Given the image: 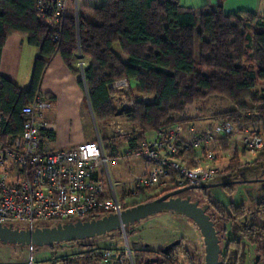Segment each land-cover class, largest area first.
Listing matches in <instances>:
<instances>
[{
  "label": "trees",
  "instance_id": "16d2710c",
  "mask_svg": "<svg viewBox=\"0 0 264 264\" xmlns=\"http://www.w3.org/2000/svg\"><path fill=\"white\" fill-rule=\"evenodd\" d=\"M203 8L204 13L185 8L177 0H104L99 6L67 0L62 28L54 38L55 31L35 16L36 0H0V54L11 34L20 35L40 51L26 90L0 76V143L6 146L21 133V108L39 94L44 71L54 55L61 57L72 74H81L79 85L85 91L84 103L97 125L104 126L116 118L111 85L124 78L130 85L136 84L138 94L151 98L148 102H135L126 111L139 139L149 132L187 121L183 116L188 106L214 96L229 102L231 109L215 114L213 119L227 120L238 130L254 126L264 132V17L249 13L229 15L220 7L208 5ZM240 15L245 17V23ZM251 20L255 21L253 26ZM241 27L252 33H241ZM113 46L119 48L125 61L116 56ZM79 61L84 63L81 73L74 68ZM198 67L206 69L208 75H203ZM260 84L262 96L252 93ZM42 134L53 138L48 130ZM223 144V148L227 147L228 141ZM257 160L264 162V152L258 154ZM239 168L234 152L228 171L235 174ZM177 189L172 182L159 195L139 190L136 196L120 198L123 210ZM255 205L257 210L252 213L260 220L247 221L243 204L229 209L209 204L207 213L221 243L225 241L224 258H228L226 252L233 243L237 250L238 246L241 249L243 239L255 247L259 260H264V201ZM102 216L96 213L90 218ZM239 217L244 218L239 221ZM236 235L242 236L240 241L231 239ZM245 249H241L240 260L247 255ZM129 250L133 264H149L146 261L151 258L158 259L157 264H178L171 258L172 250L166 254L142 247ZM101 252L90 248L65 261L75 264L82 258L101 260ZM224 261L221 264H227Z\"/></svg>",
  "mask_w": 264,
  "mask_h": 264
},
{
  "label": "built area",
  "instance_id": "2783aa9c",
  "mask_svg": "<svg viewBox=\"0 0 264 264\" xmlns=\"http://www.w3.org/2000/svg\"><path fill=\"white\" fill-rule=\"evenodd\" d=\"M67 0H36L37 20L55 31L63 25ZM77 66L81 72L84 63ZM83 79V78H82ZM117 92L130 91L127 79L111 85ZM150 97H133L120 103L126 111L135 102ZM51 108L49 100L36 94L30 104L21 108L22 130L8 145L0 143V224L15 227L24 224L33 229L36 222L60 224L86 220L96 213L120 214L121 197L136 196L139 190L159 189L168 185V177L178 189L207 185L221 174L215 164L213 145L221 137L227 148L237 154L264 152V134L254 129L238 130L227 120H217L209 132L193 127L170 126L149 132L141 141L126 146L123 153L105 154L99 138L68 149L44 152L40 136L48 129L44 114ZM186 131V135L183 132ZM185 156H189L187 159ZM135 158L145 164V172L128 180H117L110 171L119 161ZM124 187L123 191L117 190ZM108 264L131 263V251L101 252ZM27 264H36L31 260ZM49 264V263H47Z\"/></svg>",
  "mask_w": 264,
  "mask_h": 264
},
{
  "label": "rangeland",
  "instance_id": "374dc122",
  "mask_svg": "<svg viewBox=\"0 0 264 264\" xmlns=\"http://www.w3.org/2000/svg\"><path fill=\"white\" fill-rule=\"evenodd\" d=\"M240 19L245 23V17L240 16ZM254 20H251L249 23L251 26L254 25ZM248 28V25L245 24ZM240 32L252 33L251 30L244 31L243 27L240 28ZM114 53L118 56H121L117 46H113ZM78 57V56H77ZM78 61V60H77ZM78 63V62H77ZM77 63L74 65L76 70L78 69L81 73L80 68L77 66ZM84 67V66H83ZM198 69L203 75H208L206 69ZM82 79V76L80 74ZM257 92L260 96L263 95V87L260 84L257 89L252 90V93ZM142 95L138 94L132 89L127 92H117L112 90L111 100L117 114L116 118H113L111 121L107 122L104 126L95 124L91 113L88 115V125H90L91 136L89 141H93L96 138H99L102 142L105 154L107 156L120 155L123 153V150L126 146L130 144H135L141 139H139V132L134 128L131 123L127 120L126 110L122 108L120 103L127 102L133 97H141ZM246 102L251 106V102L246 99ZM202 111L207 113L216 112V111H225L230 110L231 105L225 99L221 97H209L205 101L200 102ZM86 106V105H85ZM213 106V107H212ZM90 112V110L88 109ZM253 128V127H252ZM256 130V129H254ZM259 132L263 133L262 130ZM234 152H231L233 154ZM139 160L132 158L130 159V165L137 167L140 166ZM124 160L119 161L116 166L111 165L110 171L113 173L114 177L125 178L123 177ZM173 182L171 176L168 177V185ZM210 185L208 188H204L203 193L199 190H189L182 194L186 193L191 195V200L199 201L201 204H211L214 203L217 206H220L224 209H229L231 206H238L243 204L245 206L244 212L247 221L260 220L259 217H255L252 212H255L256 202L259 200L264 201V162L258 163L255 166L244 165L236 174L226 175L224 172H221L220 176L215 180L207 183ZM161 187L158 193L161 192ZM153 192V190H150ZM205 193L206 196H203ZM198 194V195H197ZM210 200L211 202H208ZM254 216V217H253ZM244 217H239L238 220H243ZM57 222H36L34 227H52L55 226ZM187 224V225H186ZM188 224H190L191 229H188ZM187 226V227H186ZM15 227L24 229V224H17ZM125 238L123 237L122 232L113 231L109 232L102 236H96L89 239L77 240L66 245L63 244H54L53 246H42L33 248L32 259L34 262L57 260L65 257L74 256L80 253L87 252L90 248L97 249L99 252L105 249H119L123 251L126 246L131 247H142L146 249L153 250L154 252L161 251L167 245H170L178 240L185 241L184 245L180 243L176 244L172 248L171 258L177 261L178 264H203L204 263V246L200 240L199 233L194 229L191 223L183 216L172 214V213H159L153 216H149L145 219H142L138 222H135L129 225L124 230ZM242 238L241 235H236L231 239L240 241ZM234 242V241H233ZM242 248H246L247 256L244 260H240L241 249L238 246H235L233 243L232 247L226 252L227 259L223 257L225 252V241L221 243V253L219 260L227 261V264H257L259 257L256 255L255 247L246 243L245 240H241ZM13 247L11 245H2L0 244V261H22V258H29V246L21 247L25 253L21 257L20 255L13 254ZM20 247V246H16ZM258 258V259H257ZM224 261V262H225ZM124 264H133L132 255L131 263L127 261ZM150 264V263H149Z\"/></svg>",
  "mask_w": 264,
  "mask_h": 264
},
{
  "label": "crops",
  "instance_id": "0c3cea01",
  "mask_svg": "<svg viewBox=\"0 0 264 264\" xmlns=\"http://www.w3.org/2000/svg\"><path fill=\"white\" fill-rule=\"evenodd\" d=\"M77 4H88L90 6H99L104 0H74ZM180 6L185 8H192L202 11H206L203 6L208 5L209 7H220L225 14L234 15L249 13L253 14L257 18L264 17V0H177ZM203 8V9H202ZM83 13L82 9L79 10ZM241 16V15H240ZM119 49V48H118ZM113 50V47H112ZM114 52V50H113ZM120 52V51H119ZM116 54V53H115ZM121 54V52H120ZM40 56V51L37 47L28 45L26 40L18 34L9 35L2 47L0 54V76L16 85L21 90H26L30 85L31 72L34 61ZM116 56L121 60L125 61L126 58ZM81 77L74 75L66 67L63 60L59 55H54L45 71L40 84V94L43 98L47 99L51 103V108L45 112L44 118L48 122V131L53 133V138L48 137L46 134L40 136V149L44 152H52L62 149H68L72 146L88 142L91 136L90 125H88L89 107L84 103L85 91L79 85ZM137 92L135 83H131V89ZM151 99V98H150ZM205 101V100H204ZM203 102V101H202ZM200 102L197 104L190 105L186 108L183 118L187 121L179 122L174 124L177 128H185V126L193 127L198 133L209 132L213 128L217 120L212 117L221 112L207 113L202 111ZM213 107V106H212ZM90 116V115H89ZM253 127V128H252ZM244 129H256L260 131V127H247ZM186 135V131L183 132ZM225 140L219 137L214 145L212 146L216 160L215 164L226 175H229L228 171L229 160L233 157L231 151L227 147L223 148ZM124 151V150H123ZM236 153V152H235ZM260 154V153H259ZM258 154H237L239 162V170L244 165L251 164L255 166L262 161L257 160ZM189 159V156H185ZM140 166L136 169L135 166L130 165V160L124 163L125 169L123 170V177L117 180H128L134 175H139L145 172L146 166L141 161ZM236 174V173H235ZM166 186V185H165ZM163 186V188L165 187ZM124 187H118L117 190L123 191ZM210 212V211H209ZM187 219V218H186ZM194 229L198 232L194 224L188 219ZM187 225V224H186ZM188 229H191L188 224ZM187 227V226H186ZM200 236V233H199ZM202 242V238L200 236ZM181 245L185 244V241L178 240ZM203 245V242H202ZM13 254L20 255L21 257L25 251L21 247H13ZM119 250V249H114ZM121 251V250H120ZM29 258H22V261H5L0 264H27L29 260L36 264H67L65 259L75 258L74 256L65 257L57 260L49 261H37L34 262L32 259L33 248L29 247ZM247 256V255H246ZM75 264H108L102 260H95L89 258L78 259ZM257 264H264V260H259Z\"/></svg>",
  "mask_w": 264,
  "mask_h": 264
},
{
  "label": "water",
  "instance_id": "95a60500",
  "mask_svg": "<svg viewBox=\"0 0 264 264\" xmlns=\"http://www.w3.org/2000/svg\"><path fill=\"white\" fill-rule=\"evenodd\" d=\"M210 185L186 187L166 193L157 199L123 210L120 214L104 215L100 218L76 220L52 227L20 229L0 224V244L11 246L42 247L53 246L102 236L109 232L120 231L125 238V228L129 225L159 213H172L189 219L197 228L204 246L203 264H221V240L214 221L207 213L208 206H200L198 201H191L190 196L181 195L189 190H200ZM178 244V241L161 250L166 254ZM258 259V258H257ZM157 264L158 259L151 258L146 263Z\"/></svg>",
  "mask_w": 264,
  "mask_h": 264
},
{
  "label": "flooded vegetation",
  "instance_id": "af4514ba",
  "mask_svg": "<svg viewBox=\"0 0 264 264\" xmlns=\"http://www.w3.org/2000/svg\"><path fill=\"white\" fill-rule=\"evenodd\" d=\"M196 191H199V190H196ZM200 191L203 193V190H202V189H200ZM187 193H188V192H187ZM187 193H186L185 195H183V196L181 195V196L184 197V196H186V195H189V194H187ZM197 195H198V194H197ZM189 196H190V199H191V195H189ZM191 201H193V200H191ZM199 201H200V200H198V203H199ZM199 205H200V203H199ZM204 205L209 206V204H201L200 206H204ZM148 263H149V262H148ZM150 264H151V263H150Z\"/></svg>",
  "mask_w": 264,
  "mask_h": 264
}]
</instances>
